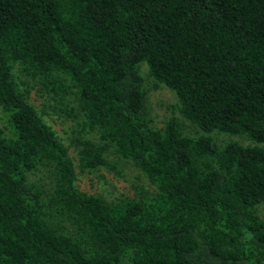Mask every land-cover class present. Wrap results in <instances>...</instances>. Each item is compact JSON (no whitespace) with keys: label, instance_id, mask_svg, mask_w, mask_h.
I'll use <instances>...</instances> for the list:
<instances>
[{"label":"trees","instance_id":"obj_1","mask_svg":"<svg viewBox=\"0 0 264 264\" xmlns=\"http://www.w3.org/2000/svg\"><path fill=\"white\" fill-rule=\"evenodd\" d=\"M262 144L264 0H0V264H264ZM108 151L145 184L79 189Z\"/></svg>","mask_w":264,"mask_h":264},{"label":"rangeland","instance_id":"obj_2","mask_svg":"<svg viewBox=\"0 0 264 264\" xmlns=\"http://www.w3.org/2000/svg\"><path fill=\"white\" fill-rule=\"evenodd\" d=\"M144 71L145 68L141 66L140 72L143 74ZM145 86L147 88V105L149 109V116L153 126L160 127L163 123V120L169 117L171 113H174L176 116H178L175 109L170 107V105L175 102L174 95L171 91L162 86L153 87V84L149 79H147ZM53 127L57 133L62 136L64 142H69L70 133L67 130V126L62 128L63 125L57 122L56 124H53ZM183 127H185L184 130L187 133H182L191 135V128L188 126L186 127V124ZM209 133L217 144L219 142L224 143L231 140L236 141L238 138H240V140L244 139L236 135H229L217 132L215 130ZM245 140L247 143L252 142L247 139ZM262 146L264 147V144H262ZM104 159L105 163L100 166L98 170L94 169L90 172L79 171L77 164L75 163V170L77 172L76 184L79 189L85 192H99L106 198H114L121 196L122 193L130 194L132 192L133 186L137 183L145 184L144 180L141 178V175L138 174L137 170L131 164L119 160L109 151L104 154ZM41 175L42 173L30 176V178L32 180L39 179L37 182L42 183L45 181V172L43 176ZM38 176L41 177L37 178ZM256 208L259 216L264 219V203L258 204Z\"/></svg>","mask_w":264,"mask_h":264}]
</instances>
